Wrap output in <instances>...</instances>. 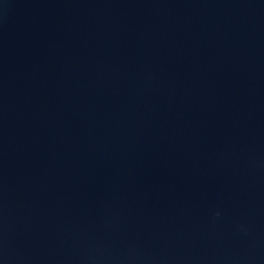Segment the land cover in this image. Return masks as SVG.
Masks as SVG:
<instances>
[{
    "label": "water",
    "instance_id": "1",
    "mask_svg": "<svg viewBox=\"0 0 264 264\" xmlns=\"http://www.w3.org/2000/svg\"><path fill=\"white\" fill-rule=\"evenodd\" d=\"M0 264H264V0H0Z\"/></svg>",
    "mask_w": 264,
    "mask_h": 264
}]
</instances>
